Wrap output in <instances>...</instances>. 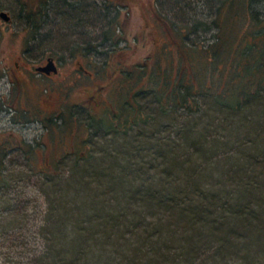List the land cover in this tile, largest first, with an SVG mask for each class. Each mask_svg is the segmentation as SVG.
<instances>
[{
	"label": "rangeland",
	"instance_id": "374dc122",
	"mask_svg": "<svg viewBox=\"0 0 264 264\" xmlns=\"http://www.w3.org/2000/svg\"><path fill=\"white\" fill-rule=\"evenodd\" d=\"M218 3V0H0V10L7 11L10 16L8 20L0 16V220L4 216L3 221L11 223L8 230L0 226V264H32L34 254L43 251L46 245L45 226L59 213L68 215L63 221L59 240L70 248L78 240L74 227L79 221L81 225H87L88 218L97 213L99 206L107 211L112 227L106 226L105 230V225L98 226L93 230L94 236L80 242L84 247L91 246L85 255H89L90 262L118 264L115 256L119 254L114 246L117 245L118 252L123 255L122 251L126 249L120 250L119 244L125 243L122 240L136 246L132 253L140 256L133 264L153 262L163 248L157 251L155 242L156 246L150 249L149 242L144 240L155 238L158 233L147 236L143 230L141 236L137 230L131 233L122 230L128 224L125 222L136 221L138 215L133 212L124 213L121 222H115L117 215L125 211L124 206L133 207L139 213L145 206L140 199L139 204H127L124 188L119 195L114 189L113 194L118 197L111 200L113 185L108 177L128 168L135 171L143 168L150 177H160L164 175L157 172L165 166L163 153L169 157L178 155L181 161L194 157L199 167L206 165L210 174L208 181L211 175L215 181H223L225 188L239 190L240 196L245 194L240 201H251L256 208L250 218L241 220L244 234L240 233V238V221H230L227 231L231 244L224 246L222 255L201 250L198 257H192L184 264H264L263 102L236 110V113L220 112L210 96L201 95L194 111H170L161 106L149 88L130 91L134 94L131 101L136 108L126 127H123L125 120L120 115L111 118L113 121L96 117L94 125L82 132L75 129L79 120L57 116V120L62 121H59L60 126L49 119L50 126L45 135L41 121H24L39 115L37 106L41 98L54 106L65 103L60 105L65 109L70 108L68 100L82 98V89L90 86L89 78L78 80L69 74L81 63L93 68H102L106 63L99 71L106 74L114 66L122 65L128 69L137 66L139 70L148 57L154 62L156 58L160 61L161 52L168 51L166 47L172 44L171 33L167 36L164 31L165 25L183 30L186 46L214 41L217 27L211 21L217 13ZM246 6L249 7L246 25L264 17L263 0L249 4L247 0ZM231 25L235 26L236 22ZM109 28L117 33L115 38L119 39L116 42L105 37ZM174 52L177 54L176 48ZM176 54H173L175 58L178 57ZM47 55L53 56L60 68L56 76L40 80V76L32 74L29 79L22 72L25 68L34 69ZM210 74L206 73V80ZM103 78L100 83L105 82ZM119 79L116 78L117 84L111 83L105 93L109 101L115 102L117 112L123 109L119 102L127 98L126 92L121 90L126 91L129 85L124 82L125 87L121 88ZM12 102L18 110L14 120L11 110H7ZM60 113L64 115L60 111L51 116ZM79 116L81 121H91L88 119L91 115L86 111L80 112ZM66 124L72 133L68 132ZM27 138L37 150L27 152L30 145L21 144ZM194 139L199 142H193ZM46 155L48 167L43 165ZM235 161L236 164L243 163L241 172L245 167L248 174L234 170ZM94 166L100 177L90 175ZM231 176L239 179L242 187L237 188L239 183ZM205 179L199 182L203 188L209 184ZM64 205L68 212L62 209ZM78 205L82 207V214L73 210ZM104 209L100 211L103 213ZM144 212L139 219L145 223L154 220L155 214ZM74 213L76 221L70 218ZM58 224L62 226L61 222ZM228 234L225 231L224 235ZM97 244L99 247L96 248ZM236 244L238 246L234 248ZM246 257L250 258L248 262Z\"/></svg>",
	"mask_w": 264,
	"mask_h": 264
},
{
	"label": "trees",
	"instance_id": "16d2710c",
	"mask_svg": "<svg viewBox=\"0 0 264 264\" xmlns=\"http://www.w3.org/2000/svg\"><path fill=\"white\" fill-rule=\"evenodd\" d=\"M218 1L217 13L211 21L217 27V31L213 35L215 37L214 41L203 44H197V42L192 46H186L183 30L181 31L175 27L171 28L170 26L167 28V25H165L166 35L169 36V33H171L172 36V44L170 43L172 48L170 49L169 45L166 47L168 51L163 50L161 52L162 59L160 61L156 58L154 62L152 57H148L140 64L139 70L137 66L128 69L120 64L122 66H119L121 72L119 85L122 88L125 87L124 82L129 84L126 91L121 90L123 93L126 92L127 98L122 103L119 102L120 108L123 107V109L121 108L115 117L112 116L108 119L120 115L125 120L123 127L128 126L132 121L131 114L136 108L135 103L131 101V97L134 96L132 94L133 90L149 88L153 91L161 106L166 109L169 108L170 111L180 109L194 111L199 104L197 103L198 96L201 95L210 96L214 104L218 105L220 112L236 113V110L248 108L256 102H263L264 105V17L258 18L257 22L246 25L245 21L249 16V7H245L247 0H240L239 2L234 0ZM252 1L254 0H248V4ZM233 22H236L235 26L231 25ZM209 25V23H206L207 28H210ZM116 35L117 33L110 28L105 31V37L111 41L116 42L119 39L118 36V38H115ZM175 48L177 54L174 52ZM173 54L178 57L175 58ZM106 65V63H103L102 70ZM207 72L209 74L211 72V74L206 80ZM130 91L132 92L130 93ZM57 116L62 119L59 114L51 116L50 119L55 122V125L60 126L62 121L59 120V122ZM192 141L199 142L195 139ZM185 144L186 142L183 145ZM178 146L181 147L180 142ZM203 153L207 154V151L204 150ZM167 155V153H163L162 160H164L165 166L162 170L157 171L164 174L160 177H150L149 173L146 170L144 171L143 168L140 171H135L134 169L130 170L128 166V169L121 170L122 172L116 176L110 174L108 178H111L113 185L111 194L114 193L115 189V193L119 195L120 190L124 188L127 190L124 194V200L127 204H131V202L139 204L140 199L141 204L145 206L140 213L135 211L133 207L124 206L125 211L123 214L117 215L116 224L121 222L124 213L133 212V215H138L136 221L125 222L128 224L122 230L127 231V233L137 230V233L141 232V236L143 230H146L147 236L158 233L155 238L144 240L149 242L150 249L156 246L155 242L157 243L156 250L163 248L157 253L158 256L155 255L153 262L150 261L147 264H165L167 261L170 264H184L192 257L193 259L198 257L201 250H211L212 255H222L225 249L224 246H230L231 244L229 242L231 236L227 231L230 230L228 229L230 221L237 220V223L240 221L241 226L238 227L241 229L238 230L240 231L238 232L240 238V233L244 234V224L241 223V220L244 217L250 218L256 208L251 205V201H240L245 197V194L240 196L239 190L225 188L223 181H215L216 179L212 175L208 181L210 174L206 165L199 167L194 157H188V160L181 161L178 155L170 157ZM236 162H234V165H237L234 167L236 169H233H239L238 171L241 172L243 163L240 165L241 162L237 164ZM244 163L246 162L244 161ZM95 168V166L92 167L90 175L100 177L101 175L98 174L99 172ZM243 168L242 171L244 172L241 173L248 174L246 168ZM234 176L236 177V175ZM204 177L207 179H205V182L209 183L207 187L210 188L209 190L199 184ZM235 177L231 176L235 182L239 183V179ZM124 181L126 184L123 186L122 182ZM0 182H2L1 179ZM236 187L239 188L242 185L239 183ZM115 195H112L111 200H117L118 196ZM258 201L260 202V200ZM81 208V205H78L73 210L77 214H82ZM62 209L68 212L65 205L62 206ZM100 209L104 208L97 207V213L88 218L87 225H81L80 221H77L79 225L74 227L76 229L74 232H77L76 239L78 238V240L76 244L69 246L70 248H66L59 240L62 235L63 221L68 215L63 216L59 213L57 216H53L51 223L45 226V232L47 233L45 234L47 237L46 245L43 251L34 254L32 264H81L83 262L98 264L96 261L90 262L89 255L85 256L91 246L84 247L85 245H80V242L86 237L89 239L94 236L93 230L96 227L105 225L104 229L106 230V226L110 227L112 225L107 211L104 209L102 213ZM145 210L152 216L155 214L154 220L145 223L138 218L145 215ZM75 213L70 215L72 221H76L74 218ZM0 215L2 214L0 213ZM102 217H107L108 220H103ZM3 218L0 220V226L8 230L11 223L3 221ZM59 222L62 226L58 224ZM15 223L17 224V221ZM225 231L228 235H224ZM122 241L126 243L119 244L120 250L123 247L126 249L122 251L123 255L118 252L117 245L114 246L115 252L119 254L115 256L118 258L117 262L118 264L119 261L120 264H133L140 256L132 253L136 250V246H132L127 240ZM237 246V244L233 245L234 248H237ZM95 247L97 248L99 245L97 244ZM150 249L147 248L146 251L149 252ZM249 250H251V247ZM83 258H86V261H82ZM248 259L250 258L246 259L247 262ZM108 260L110 259H106V261ZM249 262L251 261L249 260Z\"/></svg>",
	"mask_w": 264,
	"mask_h": 264
},
{
	"label": "flooded vegetation",
	"instance_id": "af4514ba",
	"mask_svg": "<svg viewBox=\"0 0 264 264\" xmlns=\"http://www.w3.org/2000/svg\"><path fill=\"white\" fill-rule=\"evenodd\" d=\"M48 57H52L54 63L56 64L55 58L53 56L47 55L45 61L37 64L34 69L25 68L24 70H22V72L25 73L26 76L29 77V79L32 77V74L40 76L41 77L40 80H43L47 77L56 76V74H58V72L60 70V68H58V67H57V70L55 72L50 71L47 74L36 68L38 65H44L46 63V60ZM93 67L94 66L89 67L88 65L86 66L85 64L81 63L76 70L71 71V73H69V74H71V77L73 79L80 80L81 77H87L90 80V86L82 89L83 95H82L81 99H79V100L70 99L67 101V105L70 106V108L65 109L62 106H60L61 104H65V103H61V104H59V106H54L47 99H43L40 97L41 101L39 100L38 106H37L38 110H39L38 111L39 115H37L36 118H28L24 121L26 123L28 121H33V120L41 121V126L43 127V132L45 133V135H47L46 131H48L49 126H50V120L49 119H50L51 113L56 114V113L61 111V112H64L63 113L64 115H62L61 113L59 114L62 116V118L70 117L72 119L79 120V122L77 123L78 126H76L75 129L78 131L81 130L82 132L86 131V130L88 131V129L94 125V119L96 117L103 119V121L105 120V118H109L112 116L115 117L117 114V110L114 106L115 102L113 103L111 100L109 101V98L105 95V93L107 92V88H108V86L111 85V83L114 85L117 84L116 78L121 76L120 68H119V66H114L113 68H111L110 73L104 74V73L99 72L102 70V68H93ZM101 78H103L105 80V82L100 83V82H102ZM63 101L66 102L65 99ZM111 102H112V104H111ZM7 110H11V119L15 118V115L18 113L17 106L13 102L9 103ZM26 111L27 110H25V112ZM82 111H86L87 114L91 115L88 118L91 121H89V120L88 121H84V120L81 121L79 114H80V112L82 113ZM110 112L112 115L109 114ZM67 121L68 120H63V122H67ZM67 125L68 124H66L65 126H67ZM68 128H69V125L67 126V130H70ZM68 132L72 133L73 130H70ZM21 144L22 145L23 144H29L30 148L28 149V151H34L36 149V147L34 146L35 144H33L32 140L29 138L24 139V143H21ZM45 158H46L45 159L46 163H44L43 165L48 167V166H50L48 163V159H47L48 155H46Z\"/></svg>",
	"mask_w": 264,
	"mask_h": 264
},
{
	"label": "water",
	"instance_id": "95a60500",
	"mask_svg": "<svg viewBox=\"0 0 264 264\" xmlns=\"http://www.w3.org/2000/svg\"><path fill=\"white\" fill-rule=\"evenodd\" d=\"M0 16L4 20H8L10 18L9 14L5 10H0ZM38 70L45 72L46 74L49 73L50 71H56L57 70V65L54 63L52 57H48L46 60V63L44 65H38L36 67Z\"/></svg>",
	"mask_w": 264,
	"mask_h": 264
}]
</instances>
